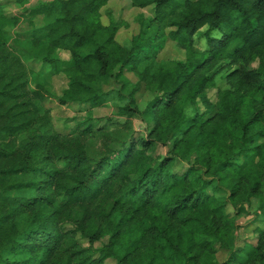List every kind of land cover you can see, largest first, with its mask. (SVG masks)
Masks as SVG:
<instances>
[{
	"label": "trees",
	"instance_id": "trees-1",
	"mask_svg": "<svg viewBox=\"0 0 264 264\" xmlns=\"http://www.w3.org/2000/svg\"><path fill=\"white\" fill-rule=\"evenodd\" d=\"M108 2L27 9V31L14 38L44 47L36 71L0 29V264H217L219 251L222 264H264V0H130L151 15L137 16L124 43L117 33L130 25L102 12ZM168 42L183 60L160 58ZM128 73L136 86L124 95L113 84ZM136 91L150 94L151 117L137 137ZM108 99L125 101L119 119L93 118ZM51 103L87 116L62 133ZM248 224L253 243L239 232Z\"/></svg>",
	"mask_w": 264,
	"mask_h": 264
},
{
	"label": "rangeland",
	"instance_id": "rangeland-1",
	"mask_svg": "<svg viewBox=\"0 0 264 264\" xmlns=\"http://www.w3.org/2000/svg\"><path fill=\"white\" fill-rule=\"evenodd\" d=\"M46 1V3H53V0H42ZM182 1V0H181ZM38 0H29L28 3L24 5H20L15 2V0H0V29L3 33L4 39L8 42V44L11 46V48L14 51V54L18 55L24 63H26L29 67H32L34 71L39 70L42 66L41 59L45 54L44 47L41 48V46L37 45V47L31 46L29 43H27L26 40L19 41L16 40L18 34H21V32L27 31V15L26 11L27 9H30L34 7L37 4ZM130 0H109L108 5L103 8L104 10H107L111 13V15L114 17L116 22L119 21H125L130 25V27H123L121 28L117 33V40L119 43H124L125 40H129L133 34H135L138 28L137 26V19L139 17L137 16H143L144 18H149L151 15L150 8L145 9H134L131 7ZM23 9V10H22ZM55 12L58 10L56 6L52 8ZM104 23H106V18L103 19ZM52 22V21H51ZM49 24V23H48ZM136 31V32H135ZM206 33L207 28L201 29L195 36H194V44L195 48L199 51H203L207 49L206 44ZM29 34V33H28ZM27 34V35H28ZM18 35V36H21ZM45 33H43L40 37L43 40ZM210 37H219V33L217 31L209 32L208 34ZM21 39V38H20ZM44 42H41L40 44H44ZM237 43L234 42L232 46H236ZM39 46V47H38ZM34 54V55H32ZM59 57L62 60H67L69 57L67 53L65 52H59ZM160 58L163 59H171V60H183L184 59V52L183 50H180L177 48L173 43L168 42L166 49L162 54L160 55ZM222 66V64H219L218 69ZM136 76L133 73L126 74L122 79H119L118 83H115V88H121L122 94L126 95L128 94L134 86H136ZM108 86V88L113 87ZM65 81L62 79V77H55L52 79V87L53 91L57 95L61 93L62 90L65 89ZM224 87V80H223V73H218L215 75V87L207 90V96L211 101H215V94L217 88H223ZM136 105L138 109V115L135 118L131 119V131L133 134H136V137L139 135H146L148 131V123L151 119L150 115L146 113V106L148 101L150 100V94L148 92H141L136 91L134 94ZM109 102H107L105 105L101 106L100 108L94 109L92 111V117L97 119H103L109 116H113L119 119L117 114V108L119 106H122L125 104V101H121V104H118L116 101H112L108 99ZM49 107L51 109L50 111V119L52 120L53 125L58 131H62V133H68V129L74 127L73 124L69 126H64V122H70V119L75 118L77 121L84 120L87 116V113H77L74 112L73 109H68L65 107H61L56 105V103L49 104ZM216 112V108H214L209 116L214 114ZM121 120V119H120ZM123 136L125 133L122 134ZM2 138L0 137V143L2 142ZM93 140H90V142ZM24 138L20 137L17 140V147L21 148L24 145ZM95 150H90L91 153H96V144L95 147H92ZM159 153L163 154L165 151L160 150ZM29 194L25 192H11L9 194H6V196H9L10 198L15 197H22V196H28ZM254 211L251 210V214ZM251 219L250 215H247L246 213L241 214L237 222L240 224H247L248 221ZM251 224H248L241 229H239L241 238H244V241H247L249 243H253L255 240V236H251ZM241 246V243H240ZM226 253L219 251L215 255V262L217 264H222L226 259ZM107 264H111L110 261L107 262Z\"/></svg>",
	"mask_w": 264,
	"mask_h": 264
}]
</instances>
